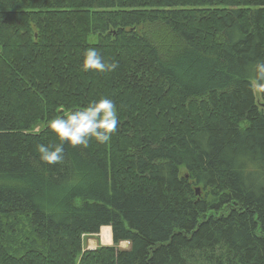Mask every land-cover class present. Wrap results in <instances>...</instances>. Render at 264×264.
Here are the masks:
<instances>
[{"label": "trees", "instance_id": "trees-1", "mask_svg": "<svg viewBox=\"0 0 264 264\" xmlns=\"http://www.w3.org/2000/svg\"><path fill=\"white\" fill-rule=\"evenodd\" d=\"M258 61L264 0H0V264H264ZM101 98L111 140L42 162L48 121Z\"/></svg>", "mask_w": 264, "mask_h": 264}, {"label": "clouds", "instance_id": "clouds-1", "mask_svg": "<svg viewBox=\"0 0 264 264\" xmlns=\"http://www.w3.org/2000/svg\"><path fill=\"white\" fill-rule=\"evenodd\" d=\"M118 65L105 62L94 48L84 52L83 71L112 72ZM256 79L264 82V61L256 64ZM117 108L112 99L101 98L90 101L85 107L63 113L48 121V127L55 133L60 143L38 146L39 159L46 164H58L64 159V145L87 147L95 139L104 144L111 140L118 126Z\"/></svg>", "mask_w": 264, "mask_h": 264}, {"label": "rangeland", "instance_id": "rangeland-1", "mask_svg": "<svg viewBox=\"0 0 264 264\" xmlns=\"http://www.w3.org/2000/svg\"><path fill=\"white\" fill-rule=\"evenodd\" d=\"M93 38H90L89 41H91ZM254 95L258 98V89L257 87L254 85ZM258 103H263L261 102L259 99H257ZM260 101V102H259ZM40 126H36L33 129V132L38 133L40 131ZM10 225H8L9 227ZM6 227V229L8 228ZM108 232H110V235H108ZM108 236L110 237V240L108 239ZM114 242H113V238H112V234H111V229L109 227L103 228L99 234L97 235H86L82 238V249L83 252H87V251H94L97 250L99 248H103V247H110L113 246ZM118 249L121 250H127L129 248L128 243H121L118 245L117 247ZM7 251V248H6Z\"/></svg>", "mask_w": 264, "mask_h": 264}, {"label": "bare ground", "instance_id": "bare-ground-1", "mask_svg": "<svg viewBox=\"0 0 264 264\" xmlns=\"http://www.w3.org/2000/svg\"><path fill=\"white\" fill-rule=\"evenodd\" d=\"M107 240H110V237L108 236V239Z\"/></svg>", "mask_w": 264, "mask_h": 264}, {"label": "water", "instance_id": "water-1", "mask_svg": "<svg viewBox=\"0 0 264 264\" xmlns=\"http://www.w3.org/2000/svg\"><path fill=\"white\" fill-rule=\"evenodd\" d=\"M62 111H60L59 113L61 114ZM198 194H199V191H198Z\"/></svg>", "mask_w": 264, "mask_h": 264}]
</instances>
